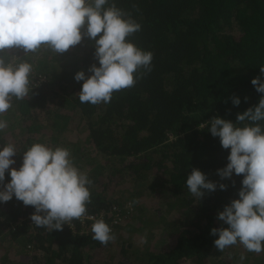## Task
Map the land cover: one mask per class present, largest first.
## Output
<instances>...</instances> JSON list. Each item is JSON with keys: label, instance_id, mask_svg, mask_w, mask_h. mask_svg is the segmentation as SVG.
<instances>
[{"label": "trees", "instance_id": "16d2710c", "mask_svg": "<svg viewBox=\"0 0 264 264\" xmlns=\"http://www.w3.org/2000/svg\"><path fill=\"white\" fill-rule=\"evenodd\" d=\"M114 2L141 24V30L128 39L153 53L151 71L133 87L114 92L107 104H82L78 99L82 82L74 76L81 70L87 73L93 63L98 66L92 41L85 37L58 55L46 50L30 54L24 59L34 66L33 89L29 98L14 100L3 115L9 127L0 144L13 143L21 152L13 157L16 164L11 167L16 168L22 163V151L33 143L69 148L77 166L93 181L88 214L105 210L107 223L113 206L130 203L131 216L112 232L130 228L138 233L109 255L106 249L111 242L104 246L92 239V233H80L79 223L75 230L67 224L62 230L37 228L30 219L34 208L13 198L0 203V264H231L233 258L214 256L218 236L210 233L214 227H227L217 215L239 198L243 177L220 179L217 169L228 163L230 149L199 125L215 116L235 122L237 113L258 103L261 94L251 80L261 75L264 65V3ZM7 51L25 55L22 49ZM233 97L241 99L239 106L233 105ZM193 168L228 185L227 189L217 188L198 200L186 187ZM8 179L6 173L5 182ZM151 195L162 201L163 213L179 206L176 213L192 217L193 223L175 217H162V225L150 221L142 201ZM160 209L152 206V214ZM157 225L170 243L147 246L141 234L148 229V238ZM247 258L243 264H264V252H248Z\"/></svg>", "mask_w": 264, "mask_h": 264}, {"label": "clouds", "instance_id": "9594fccd", "mask_svg": "<svg viewBox=\"0 0 264 264\" xmlns=\"http://www.w3.org/2000/svg\"><path fill=\"white\" fill-rule=\"evenodd\" d=\"M140 30L141 24L114 0H0V136L9 127L3 115L14 100L29 98L33 89L34 66L24 57L43 50L62 54L87 37L98 66L93 63L87 73L75 74L74 79L82 82L78 99L82 104H107L114 92L133 87L152 69L153 53L128 39ZM13 48L22 49L25 55H10L7 50ZM260 73L251 80L261 94L256 105L237 113L235 122L215 116L199 125L218 137L224 149H230L228 163L217 169L220 179L243 177L239 198L217 215L227 227L211 229L210 234L218 236L214 245L220 252L237 244L247 252H264V65ZM232 103L239 106L241 99L233 97ZM20 153L13 143L0 144V203L15 198L32 206V225L50 231L62 230L88 215L93 181L77 166L69 148L36 142L22 151L20 166L11 167L16 164L13 157ZM186 187L200 200L228 185L211 181L193 168ZM88 219L92 220L93 240L107 246L116 239L102 217ZM245 259L242 254L241 264Z\"/></svg>", "mask_w": 264, "mask_h": 264}, {"label": "rangeland", "instance_id": "374dc122", "mask_svg": "<svg viewBox=\"0 0 264 264\" xmlns=\"http://www.w3.org/2000/svg\"><path fill=\"white\" fill-rule=\"evenodd\" d=\"M71 127L73 128V130H76L74 129V126L71 125ZM66 135V134H65ZM67 136V135H66ZM69 137L74 138L73 136H71V133L69 135ZM126 187V186H125ZM151 193V192H150ZM149 193V195H150ZM148 195V196H149ZM153 195H151L150 197L148 198H144L143 201H142V206L145 208V215H147V218L151 221V220H154V221H160V224L162 225V217H165V218H170V217H175L173 218L174 220L176 221H180V220H184V221H188L187 224H190L193 223V218L192 217H189V216H185L183 213L180 214L179 213H176V211H179L178 209L180 208L179 206H177L175 209L176 210H173V211H170L171 213H169L167 215V213H163L162 210H165V207H164V204H162V201L160 199H158V201L156 199H154L152 197ZM123 200V198L121 199V201ZM125 200V199H124ZM153 202H157L155 205H152ZM173 206V204H171ZM152 206H154L155 208L156 207H161L160 211H156L155 213L152 214ZM132 207V206H131ZM183 211V210H182ZM138 212V211H137ZM137 212H134L133 216L137 215ZM142 212H140L141 214ZM151 213V214H150ZM139 215V214H138ZM150 215V216H149ZM159 215L161 217H159ZM174 215V216H173ZM131 216V215H129ZM128 216V217H129ZM143 216H140V223L144 222V219L142 218ZM132 218V217H131ZM130 218V219H131ZM146 218V219H147ZM133 219L130 221V223L133 224ZM123 224V223H122ZM193 228V227H192ZM144 233L141 234V236L143 237V239H141V241H145L146 240V243H147V246L149 245H152V246H162L165 245V243H170V238H165V233H164V229L163 227H158L155 226L152 231V233L149 235L148 238L147 237V233L149 232L148 229H144ZM121 233V238L118 239L117 238V235ZM138 233L137 229H130V228H127V229H124L122 230L121 232H116L115 231V236H116V239L114 241L111 242V244L107 247L106 249V252L109 254V255H113L114 253H116V249L115 247L117 245H120L122 243L123 240H127V241H130L134 235H136ZM243 246L240 245V244H237L235 246H232V247H229V248H226L223 252H220L217 248L214 250L213 254L215 257H218L217 259H220V258H227V259H232L231 261V264H241V261H240V256L243 254L244 256H246V260H248L247 256H248V252L246 250H244L242 252V249H240V251L238 250L239 248H242ZM13 248V247H12ZM11 248V249H12ZM147 248V247H146ZM32 253V252H31ZM30 253V254H31ZM23 258V257H22ZM244 263V261H243ZM250 264H253L252 262H249Z\"/></svg>", "mask_w": 264, "mask_h": 264}, {"label": "built area", "instance_id": "2783aa9c", "mask_svg": "<svg viewBox=\"0 0 264 264\" xmlns=\"http://www.w3.org/2000/svg\"><path fill=\"white\" fill-rule=\"evenodd\" d=\"M132 208L130 203H125L123 204L122 208H119L118 206H113L111 209H110V212L109 214L111 215V220L109 222H107L109 224V226L111 227V229L113 230L114 229V226L116 225H120L123 223V218H126L128 217L130 214V212L132 211ZM106 212L105 210H101L100 212L98 213H91V214H88L86 217H84L82 220H74L71 224H70V228H72L73 230H75L76 228V224L79 223L80 226H81V229H80V233H84V234H89V233H92L91 232V223H92V220L88 219V217H95V218H105L106 216Z\"/></svg>", "mask_w": 264, "mask_h": 264}, {"label": "water", "instance_id": "95a60500", "mask_svg": "<svg viewBox=\"0 0 264 264\" xmlns=\"http://www.w3.org/2000/svg\"><path fill=\"white\" fill-rule=\"evenodd\" d=\"M259 1H261V2H263V3H264V0H259Z\"/></svg>", "mask_w": 264, "mask_h": 264}]
</instances>
